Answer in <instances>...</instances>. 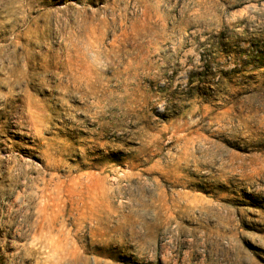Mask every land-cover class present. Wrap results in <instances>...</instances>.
<instances>
[{
    "label": "rangeland",
    "instance_id": "1",
    "mask_svg": "<svg viewBox=\"0 0 264 264\" xmlns=\"http://www.w3.org/2000/svg\"><path fill=\"white\" fill-rule=\"evenodd\" d=\"M0 264H264V0H0Z\"/></svg>",
    "mask_w": 264,
    "mask_h": 264
}]
</instances>
